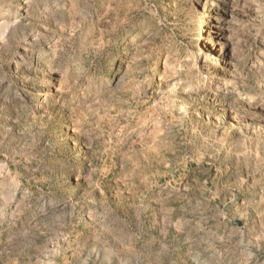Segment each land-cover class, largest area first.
I'll return each mask as SVG.
<instances>
[{
    "label": "rangeland",
    "instance_id": "obj_1",
    "mask_svg": "<svg viewBox=\"0 0 264 264\" xmlns=\"http://www.w3.org/2000/svg\"><path fill=\"white\" fill-rule=\"evenodd\" d=\"M0 264H264V0H0Z\"/></svg>",
    "mask_w": 264,
    "mask_h": 264
}]
</instances>
